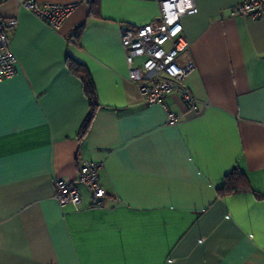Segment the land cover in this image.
I'll use <instances>...</instances> for the list:
<instances>
[{"label": "crops", "instance_id": "crops-1", "mask_svg": "<svg viewBox=\"0 0 264 264\" xmlns=\"http://www.w3.org/2000/svg\"><path fill=\"white\" fill-rule=\"evenodd\" d=\"M72 4L57 29L8 0L15 74L0 81V264H264V14L233 15L242 0H193L181 18L198 102L166 95L168 123L127 80L121 25L156 18L160 0H35ZM89 74L97 107L81 80ZM201 102H207L203 109ZM99 162L103 207L79 185L78 209L59 206L56 179ZM237 168L242 188L222 193Z\"/></svg>", "mask_w": 264, "mask_h": 264}, {"label": "built area", "instance_id": "built-area-1", "mask_svg": "<svg viewBox=\"0 0 264 264\" xmlns=\"http://www.w3.org/2000/svg\"><path fill=\"white\" fill-rule=\"evenodd\" d=\"M8 0H0V5ZM51 29H57L70 13L72 4L40 3L35 0H15ZM91 1V0H88ZM197 12L193 0H160L159 14L153 20L136 28L120 27V42L127 64V80L134 84L146 105L159 104L166 111L168 123H175L179 115L167 109L166 95L178 92L191 110L198 102L190 94L186 80L194 71L191 59L180 60L187 49L182 32L181 18ZM233 15H244L251 20L264 14V0H242L231 9ZM17 26V18L0 15V81L11 78L16 71V58L10 49V36ZM205 109L207 102H201ZM99 162L82 160L73 180L54 181V199L59 206L71 204L78 209L80 194L78 186L89 191L91 206L103 207L105 190L98 183Z\"/></svg>", "mask_w": 264, "mask_h": 264}, {"label": "trees", "instance_id": "trees-1", "mask_svg": "<svg viewBox=\"0 0 264 264\" xmlns=\"http://www.w3.org/2000/svg\"><path fill=\"white\" fill-rule=\"evenodd\" d=\"M69 65L70 71L83 83L84 92L89 99V112L82 121L78 132L79 136H83L90 126L95 109L97 107L94 95V86L89 74L83 66L73 62L72 60H70ZM224 179V186L222 190H220L222 193H229L238 190L242 188L243 182L246 181L244 174L237 168H233L230 172H228L224 176Z\"/></svg>", "mask_w": 264, "mask_h": 264}]
</instances>
